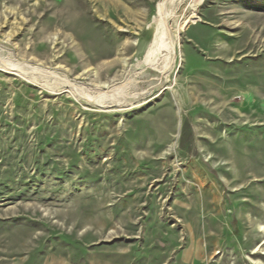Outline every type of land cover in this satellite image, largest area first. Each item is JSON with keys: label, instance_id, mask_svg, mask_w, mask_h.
<instances>
[{"label": "rangeland", "instance_id": "obj_1", "mask_svg": "<svg viewBox=\"0 0 264 264\" xmlns=\"http://www.w3.org/2000/svg\"><path fill=\"white\" fill-rule=\"evenodd\" d=\"M0 264H264V0H0Z\"/></svg>", "mask_w": 264, "mask_h": 264}, {"label": "bare ground", "instance_id": "obj_2", "mask_svg": "<svg viewBox=\"0 0 264 264\" xmlns=\"http://www.w3.org/2000/svg\"><path fill=\"white\" fill-rule=\"evenodd\" d=\"M202 2H203V0H195L196 5H200ZM159 7H160V12H161L160 14L162 16V21H163V24H164V29L162 27H161V29L160 28L157 29V33H156L157 36L156 37L158 38L159 42L161 41L160 39H162V37L164 36V34H166L168 37H170L171 51H172L173 57H175L174 56V54H175V51H174V41L172 39L170 30L168 29L167 23H166V17L167 16H166L165 2L163 1L160 4ZM192 16H193V14H191L189 17H192ZM178 31H179V26L177 25L175 32L177 33ZM160 45H161V43H160ZM157 48H159V47H157ZM126 85L127 84L124 83V84L113 85V86H103L102 88H105V87H109V88L106 91H103L101 89V91L98 92L99 94L97 95V97H96L97 99L96 100L99 101V102H104V103H122V101L125 100L126 97H129V96H130V98L135 97L134 95L132 96V95H129V94H125L124 93V88L126 87ZM255 263H258V262H255Z\"/></svg>", "mask_w": 264, "mask_h": 264}]
</instances>
